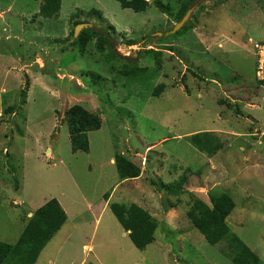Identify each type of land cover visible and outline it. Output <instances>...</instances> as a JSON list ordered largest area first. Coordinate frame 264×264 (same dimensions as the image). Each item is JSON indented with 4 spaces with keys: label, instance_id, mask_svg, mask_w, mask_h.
Segmentation results:
<instances>
[{
    "label": "rangeland",
    "instance_id": "obj_1",
    "mask_svg": "<svg viewBox=\"0 0 264 264\" xmlns=\"http://www.w3.org/2000/svg\"><path fill=\"white\" fill-rule=\"evenodd\" d=\"M148 1L136 12L117 0H62L50 19L42 0H0V241L14 245L57 198L68 219L35 264H234L187 217L195 197L210 203L219 190L236 203L232 232L264 264V90L252 48L264 41V0H195L174 34L178 0H160L170 13ZM75 21L114 26L120 60L107 62L95 42L81 53ZM149 50L162 52L160 67ZM137 58L142 75L119 72ZM77 104L101 118L89 152L71 148L65 112ZM197 132H215L223 148L209 158L190 142ZM119 153L140 178H119ZM182 175L181 189L165 187ZM112 203H137L158 220L144 250Z\"/></svg>",
    "mask_w": 264,
    "mask_h": 264
},
{
    "label": "trees",
    "instance_id": "obj_2",
    "mask_svg": "<svg viewBox=\"0 0 264 264\" xmlns=\"http://www.w3.org/2000/svg\"><path fill=\"white\" fill-rule=\"evenodd\" d=\"M117 1L122 8H131L136 12L145 11L150 6L148 0ZM178 2L180 8L176 14V21L180 22L191 6L195 4V0H178ZM155 5L161 11L170 13L169 5L160 0L155 1ZM61 6L62 0H42L39 15L44 18H57ZM90 13L103 18V14L99 10L92 9ZM83 23L85 22L75 21L74 27ZM114 32H116L114 26L108 28L92 26L82 30L75 38L73 30L72 44L77 46L80 52L83 53L89 44L95 42L98 52L102 53L106 61L112 64L114 60H120L121 57L114 46ZM127 43L129 46L137 44L134 40H129ZM149 54L154 56L156 65L160 67L162 52L149 50ZM145 71L146 68L139 65V58H137L136 60L129 59V61H125L119 72L128 77H137ZM163 88L164 85L158 86L154 94L159 95ZM13 109L14 106L9 108L10 111H13ZM65 120L68 125L72 151L89 152L90 141L88 135L91 131L101 129L100 116L77 104L65 112ZM190 142L209 158H213L224 145L215 132H197L190 136ZM115 164L119 178L122 181L137 179L143 174L141 167L123 154L116 155ZM186 181V175H182L178 182L168 184L165 187L174 192L176 188L181 189ZM109 197L110 194L106 193V200ZM209 200L210 203H207L200 198H194L193 205L187 213L191 223L210 244L216 245L223 242V252L234 264H263L259 255L231 230L227 218L236 208L233 198L226 192L214 190L210 192ZM110 208L139 250H144L155 240L159 222L141 205L137 203L129 205L112 203ZM67 219L68 216L57 198L46 202L34 211L33 216L27 221L20 238L14 245L0 241V264H35L42 250L64 226Z\"/></svg>",
    "mask_w": 264,
    "mask_h": 264
},
{
    "label": "built area",
    "instance_id": "obj_3",
    "mask_svg": "<svg viewBox=\"0 0 264 264\" xmlns=\"http://www.w3.org/2000/svg\"><path fill=\"white\" fill-rule=\"evenodd\" d=\"M256 55V79L264 90V42H252Z\"/></svg>",
    "mask_w": 264,
    "mask_h": 264
},
{
    "label": "water",
    "instance_id": "obj_4",
    "mask_svg": "<svg viewBox=\"0 0 264 264\" xmlns=\"http://www.w3.org/2000/svg\"><path fill=\"white\" fill-rule=\"evenodd\" d=\"M193 8H191L190 10L187 11V13L185 14V16L182 18V20L180 22H178L174 29L169 32L168 34H174L176 33L178 30H180L185 24L186 22L190 19L191 13H192ZM88 24H79L76 26L75 28V32H74V37L77 38L78 35L80 34L81 31H79L82 27H84L85 29L87 28Z\"/></svg>",
    "mask_w": 264,
    "mask_h": 264
},
{
    "label": "clouds",
    "instance_id": "obj_5",
    "mask_svg": "<svg viewBox=\"0 0 264 264\" xmlns=\"http://www.w3.org/2000/svg\"><path fill=\"white\" fill-rule=\"evenodd\" d=\"M190 10V9H189ZM254 42V41H253ZM255 42H259V41H255ZM262 42H264V41H262ZM252 48H253V44H252ZM253 50H254V48H253ZM254 54H255V52H254ZM256 56V55H255ZM255 76H256V68H255Z\"/></svg>",
    "mask_w": 264,
    "mask_h": 264
},
{
    "label": "crops",
    "instance_id": "obj_6",
    "mask_svg": "<svg viewBox=\"0 0 264 264\" xmlns=\"http://www.w3.org/2000/svg\"><path fill=\"white\" fill-rule=\"evenodd\" d=\"M172 213H173V212H172ZM172 213H171V215H173ZM69 219H70V218H69ZM167 219L169 220V219H171V218L168 216Z\"/></svg>",
    "mask_w": 264,
    "mask_h": 264
}]
</instances>
